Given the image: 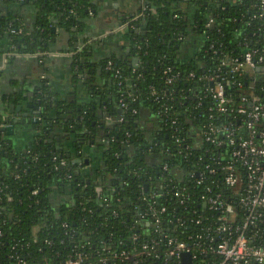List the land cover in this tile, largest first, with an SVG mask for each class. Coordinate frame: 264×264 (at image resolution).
<instances>
[{
	"label": "trees",
	"instance_id": "obj_1",
	"mask_svg": "<svg viewBox=\"0 0 264 264\" xmlns=\"http://www.w3.org/2000/svg\"><path fill=\"white\" fill-rule=\"evenodd\" d=\"M132 1L138 11L119 20L128 25L119 35L123 43L108 40L119 50L99 60L89 40L79 39L97 0H24L36 12L32 26L21 25L13 11L0 13V39L9 41L11 51L48 52L53 27L72 32L79 42L74 80L89 94L71 103L42 85L32 97L28 91L2 97L4 104L40 99L44 112L22 150L0 130V264H61L79 253L82 264H181L166 254L170 237L191 245L195 264L221 261L206 237L207 221L198 223L193 214L202 187L189 171L202 167L199 157L212 146L194 134L209 120L212 102L207 96L197 106V95L206 86L205 74L215 71L231 80L227 92L240 91L238 77L222 60L249 48L250 42L238 41L252 36L247 9L255 0ZM210 18L215 22L208 25ZM20 26L22 33L13 32ZM188 45L196 46L194 53L184 52ZM146 115L153 121L144 127ZM8 122L0 111V125ZM56 130L64 133L63 149L50 139ZM99 135L102 164L86 167L83 154L74 162L76 151ZM176 185L190 193L185 204L173 195ZM152 210H158L157 223Z\"/></svg>",
	"mask_w": 264,
	"mask_h": 264
},
{
	"label": "built area",
	"instance_id": "obj_2",
	"mask_svg": "<svg viewBox=\"0 0 264 264\" xmlns=\"http://www.w3.org/2000/svg\"><path fill=\"white\" fill-rule=\"evenodd\" d=\"M247 11L251 15L248 25L253 24L254 30L251 38L245 36L238 44L250 42L249 48L222 60V64L229 65L230 72L238 77L234 85L240 91L227 92L231 80L215 71L205 74L206 86L197 95V106L207 96L212 102L208 109L209 120L194 134L212 146L205 148L199 157L204 161L202 167L189 171L196 186L202 187L197 197L198 208L193 214L196 222L207 221L206 237L213 243V251L221 257L218 264H264V0H255ZM214 22L210 18L208 25ZM127 27V23L120 22L110 32L122 33ZM23 31L22 26L13 29V32ZM44 53L47 52L24 54L12 51V55L22 58ZM111 67L112 62H109L108 68ZM5 125L7 123L0 127ZM61 164L65 165L66 161L62 160ZM175 170L180 176L185 175L179 168ZM101 190L98 186L97 191ZM173 195L182 204L190 198L186 186H174ZM164 210L162 207L161 211ZM139 214L144 215L142 209ZM157 214L158 210L150 212L156 223L159 221ZM202 236L198 235L199 238ZM168 245V257H177L182 264L181 254L188 251L195 264L196 255L191 245L173 237L168 239ZM120 254L130 257L126 251ZM83 261V254L79 253L76 258H68L61 264H82Z\"/></svg>",
	"mask_w": 264,
	"mask_h": 264
},
{
	"label": "crops",
	"instance_id": "obj_3",
	"mask_svg": "<svg viewBox=\"0 0 264 264\" xmlns=\"http://www.w3.org/2000/svg\"><path fill=\"white\" fill-rule=\"evenodd\" d=\"M97 9L91 13V17L85 22L84 28L79 32V39H88L93 51L94 60H99L109 56L114 46L108 44V40H117L120 44L123 41L119 38L121 32H110L118 24L122 16L132 17L139 9V4L132 0H97ZM13 11L18 19L22 20L21 25L32 26L36 20V12L32 7L26 5L21 0H0V13L5 11ZM55 34L50 41V48L47 53L37 55L35 58H22L12 55L9 41L0 39V111H6L4 116L6 120L19 118L18 122H14V127L9 133L3 132V139L7 140L16 150H22L33 139L36 131V123L31 121V108L27 105L32 103L29 99H24L18 103H14L13 111L11 112L10 103L4 104L1 100L4 95H10L15 92L28 91L35 92L37 88L44 85L48 88L49 93L54 98H59L63 101L76 102L78 104L89 97L83 83L75 82L73 71V49L77 47L79 42L74 39L72 32H68L62 28H56ZM112 33V34H110ZM77 35V34H75ZM112 37V38H111ZM121 41H119L118 39ZM81 43V42H80ZM120 46V45H119ZM186 54H192L196 50V46L188 45L185 47ZM119 50V47L115 49ZM21 106L20 109L17 106ZM29 113L28 115H25ZM26 121H22V119ZM148 115L141 122L144 127L150 126L151 119ZM11 123H7L9 125ZM53 141L56 145V137L61 136L59 130L55 131ZM102 135L98 136L96 143L85 144L81 151H76L73 159H82L79 155L83 154L86 167L91 168L93 164L101 165L100 156L103 151H99L97 144L101 142ZM63 140V138H62ZM60 140V144H62ZM88 159V162H86ZM91 159V161H90ZM79 162V161H78ZM85 167V168H86ZM56 206L62 202L60 194H54Z\"/></svg>",
	"mask_w": 264,
	"mask_h": 264
},
{
	"label": "water",
	"instance_id": "obj_4",
	"mask_svg": "<svg viewBox=\"0 0 264 264\" xmlns=\"http://www.w3.org/2000/svg\"><path fill=\"white\" fill-rule=\"evenodd\" d=\"M21 1L24 2V0H21ZM52 30L53 31H56V27H53ZM75 36H77V35H75ZM35 57L36 56H31L29 59L35 58ZM137 61H138V58L137 57H133L132 58V63L133 64H137ZM28 94H29L30 97H32L34 95V92L30 91V92H28ZM14 105H15L14 103H11L10 104V106H11L10 111L11 112L13 111L12 109H13ZM27 105L31 108V112H30V114L29 113H26L25 115H28V114L31 115L32 116L31 117V121L34 124L36 123V127H37L38 123L43 118V112H44L43 111V107L41 106V100L40 99L33 100L32 103L28 102ZM17 108L20 109L21 106L19 105V106H17ZM1 114L5 116L6 115V111L1 112ZM18 121H19V118L18 117L17 118H14L13 120H9V123H11V124L5 125V126H1L0 127V130L9 133V131L11 130V128L14 127L13 123L14 122H18ZM22 121L24 122V121H26V119L24 118V119H22ZM63 135H64V133L61 132V136L59 135V136L56 137V140H57V142H56V148L57 149H63V145L60 144V140H62V138H63L62 136ZM55 136H56L55 135V131L50 133V139L52 141H53V138ZM95 149H98V148L95 147ZM73 161L74 162H78V161H80V158L74 159ZM86 162H88V159H86ZM146 188H148V186H146ZM181 261H182V264H193V259H192L191 252H188V251L182 252V254H181Z\"/></svg>",
	"mask_w": 264,
	"mask_h": 264
}]
</instances>
